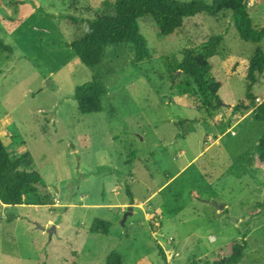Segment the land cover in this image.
<instances>
[{
    "label": "rangeland",
    "instance_id": "1",
    "mask_svg": "<svg viewBox=\"0 0 264 264\" xmlns=\"http://www.w3.org/2000/svg\"><path fill=\"white\" fill-rule=\"evenodd\" d=\"M114 1L0 0L11 47L0 50V135L12 157L30 152L46 182L39 194H49L37 207L0 203V264H106L111 252L122 264H206L243 242L239 264H264V122L234 111L250 103L248 63L264 36L240 38L230 11L188 17L174 36L145 18L149 59L133 65L122 43L88 67L65 43ZM248 12L262 28L264 0H249ZM213 35L224 38L211 60L222 103L178 101L168 63ZM93 79L107 89L103 108L82 114L72 94ZM250 91L264 105V71ZM95 218L110 222L107 234L90 231ZM55 224L51 236L38 227Z\"/></svg>",
    "mask_w": 264,
    "mask_h": 264
},
{
    "label": "trees",
    "instance_id": "2",
    "mask_svg": "<svg viewBox=\"0 0 264 264\" xmlns=\"http://www.w3.org/2000/svg\"><path fill=\"white\" fill-rule=\"evenodd\" d=\"M249 0H115L110 7L99 13L94 19L87 21V28L82 37L69 43L77 54L78 60L88 67L102 62L106 49L115 44L129 43L133 48V65L150 58L147 42L140 30L139 22L151 19L161 34L174 36L183 29L184 20L197 14L217 17L224 11L232 12L233 25L245 41L257 43L264 36V26L255 29L248 12ZM222 35H213L199 46L183 51L180 61L168 63L171 83L179 95H188L201 102V108L219 106L221 102L218 90L221 83L212 74V58L217 54L223 41ZM0 50L9 51L11 47L0 38ZM264 71V52L259 48L248 63L247 77L249 86L246 97L249 104H237L234 111L246 114L251 110L257 121L264 122V105H255L250 87L256 81V75ZM106 87L96 79L75 87L72 94L76 100L78 111L82 114L102 111V96ZM256 160L264 165V132L256 144ZM32 166V157L25 151L12 157L0 135V201L9 205L45 204L47 192L40 196L39 190L46 187L42 175ZM44 190V189H43ZM129 191V190H128ZM110 222L95 218L89 227L91 232L107 234ZM246 243H236L232 252L213 262L206 264H239L243 257ZM162 255H164L160 248ZM106 264H122L119 254L111 252Z\"/></svg>",
    "mask_w": 264,
    "mask_h": 264
},
{
    "label": "water",
    "instance_id": "3",
    "mask_svg": "<svg viewBox=\"0 0 264 264\" xmlns=\"http://www.w3.org/2000/svg\"><path fill=\"white\" fill-rule=\"evenodd\" d=\"M132 210H133L132 205L128 206L127 211L124 213V217H123V220H122L123 224H124V221L126 220L127 216L132 213ZM38 227L40 229L46 230L50 236L56 231V228H55L54 225L52 227L48 228V229H45V227L41 226V225H38Z\"/></svg>",
    "mask_w": 264,
    "mask_h": 264
},
{
    "label": "crops",
    "instance_id": "4",
    "mask_svg": "<svg viewBox=\"0 0 264 264\" xmlns=\"http://www.w3.org/2000/svg\"><path fill=\"white\" fill-rule=\"evenodd\" d=\"M181 97H178V101H180V100H182V98L183 97H185L186 95H180ZM184 99V98H183ZM181 154H183V151H181ZM136 202H139V201H136ZM0 203H1V205H5L4 203H2L1 201H0ZM23 204H26L27 205V203H23ZM23 204H21V205H23ZM128 204H131L133 207H134V203H132V202H130V203H125L124 205H128ZM30 206H34V207H37L38 205L37 204H29ZM219 210H220V212H222L223 211V208L222 207H220L219 208ZM45 226H47V224L45 225ZM44 226V227H45ZM59 225L58 224H55V228H57ZM46 229V228H45ZM42 231L43 232H45V230H43L42 229Z\"/></svg>",
    "mask_w": 264,
    "mask_h": 264
}]
</instances>
